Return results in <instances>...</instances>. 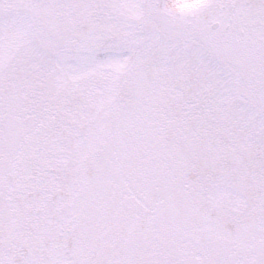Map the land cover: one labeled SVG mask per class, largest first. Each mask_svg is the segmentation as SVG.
I'll use <instances>...</instances> for the list:
<instances>
[{"label":"snow or ice","instance_id":"obj_1","mask_svg":"<svg viewBox=\"0 0 264 264\" xmlns=\"http://www.w3.org/2000/svg\"><path fill=\"white\" fill-rule=\"evenodd\" d=\"M0 264H264V0H0Z\"/></svg>","mask_w":264,"mask_h":264}]
</instances>
